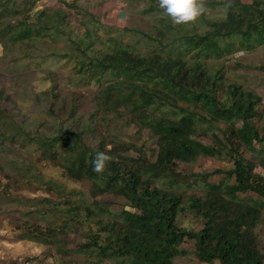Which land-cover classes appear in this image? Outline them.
I'll use <instances>...</instances> for the list:
<instances>
[{"label": "trees", "instance_id": "obj_1", "mask_svg": "<svg viewBox=\"0 0 264 264\" xmlns=\"http://www.w3.org/2000/svg\"><path fill=\"white\" fill-rule=\"evenodd\" d=\"M41 1L0 0V44L35 50L44 39L63 41L67 49H55L52 56L75 61L77 75L70 83L97 85L89 96L92 112L78 116L73 103L63 113L68 122L60 121V130L42 138L46 159L57 156L48 146L67 143L77 154L65 172L91 187L88 198L70 203L66 212L57 204L38 209L47 223H26L21 240L52 242L66 255L60 237L94 218L99 230L89 227L94 234L84 232L79 245L96 258L92 264H178L188 255L182 248L187 241H194L202 264H264L257 235L264 222V172H257L264 171V111L257 93L227 78L228 61L237 52L264 45V0H232L226 17L206 15L181 25L172 23L158 0H145L142 16L163 13L153 26L158 35L124 28L120 36L105 37L98 30L110 34L113 27L100 17L64 2L81 14L73 20L64 9L38 6ZM226 3L208 0L207 7ZM130 32L141 35L146 47L123 42ZM106 126L117 134L103 131ZM125 127L136 131L121 134ZM33 136L24 133L31 141ZM105 151L113 160L97 174L92 160ZM200 157L229 160L232 166L194 175L179 167ZM214 175L225 177L210 182ZM195 188L202 194H185ZM107 198L121 200L120 208L110 209ZM187 213L201 222L199 230L179 225Z\"/></svg>", "mask_w": 264, "mask_h": 264}, {"label": "rangeland", "instance_id": "obj_2", "mask_svg": "<svg viewBox=\"0 0 264 264\" xmlns=\"http://www.w3.org/2000/svg\"><path fill=\"white\" fill-rule=\"evenodd\" d=\"M64 2L75 4L80 10L100 17L103 23L106 21V25L110 24L113 27L110 34H106L103 28L98 30L103 37L120 36L124 33V28L156 36L158 34L153 26L158 25V17H163V13L142 16L145 0H42L38 6L64 9L73 16V20L81 17V14L77 15L75 8L67 9ZM222 9L219 6L215 10L209 9L207 16L222 18ZM121 39L126 43L146 44L141 35L133 32L124 34ZM44 41L45 45L35 50L22 47L5 49L0 44V264H25L29 259L35 264H92L96 258L80 252L79 245L85 241L84 232L94 234L89 227L94 231L99 230L94 218L88 223L75 224L76 232L70 231L63 239V236L60 237V241L66 244L65 250L69 252L66 255L58 253L52 242L47 245L21 240L26 223H47L36 212L38 209L49 210L57 204V207L66 212L70 203L74 205L75 200L87 199L91 187L90 182L73 178L65 172L64 166L77 154L69 150L67 143L59 142L48 146L47 149H51L53 155L57 154L56 160L42 156V149L45 147L42 143L43 135L60 130L63 126L60 121L68 122L63 113L73 103L78 105V116L86 117L92 112L94 104L89 96L97 87L93 83L89 87L75 88L70 83L73 82L70 78L77 75L75 61L52 56L55 49H67L65 42L52 44L49 39ZM27 54H31L32 58L25 59ZM228 65L227 78L238 81L245 89L257 93L261 97L260 109L264 111V69L261 68L264 66V45L247 53L237 52L228 61ZM56 81L57 93L51 95L49 91ZM74 127L77 129L78 126ZM131 128L129 131L125 127L121 134L132 135L136 129ZM22 129L26 132H22ZM102 130L117 134L112 127L106 126ZM24 133H29V136L34 134L35 139L28 140ZM203 140L211 143V139ZM96 141L93 138L87 139L90 145H95ZM231 166L232 162L229 160L200 157L193 164H181L179 167L184 173L194 175L217 168L226 170ZM257 172L264 171L259 168ZM224 177L214 175L210 182H220ZM194 192L202 194L197 188L187 189L185 194ZM106 200L112 210L121 206V200ZM105 215L106 212H103L100 217L106 221ZM178 222L186 229L197 231L201 228V222L192 214L187 213ZM257 235L260 249L264 253V222L259 226ZM182 248L188 255L179 258L178 264H202L194 256V241H187Z\"/></svg>", "mask_w": 264, "mask_h": 264}, {"label": "clouds", "instance_id": "obj_3", "mask_svg": "<svg viewBox=\"0 0 264 264\" xmlns=\"http://www.w3.org/2000/svg\"><path fill=\"white\" fill-rule=\"evenodd\" d=\"M158 3L164 14L170 17L172 23L176 25L197 23L209 12L207 0H158ZM231 7L232 0H228L222 9L225 17ZM112 160L113 157L108 155L107 151L97 152L92 160V170L97 174H102Z\"/></svg>", "mask_w": 264, "mask_h": 264}, {"label": "built area", "instance_id": "obj_4", "mask_svg": "<svg viewBox=\"0 0 264 264\" xmlns=\"http://www.w3.org/2000/svg\"><path fill=\"white\" fill-rule=\"evenodd\" d=\"M25 264H35L32 260H27L26 262H25Z\"/></svg>", "mask_w": 264, "mask_h": 264}]
</instances>
